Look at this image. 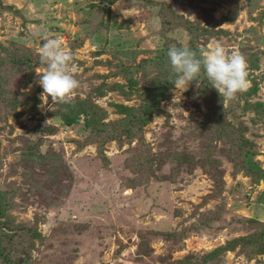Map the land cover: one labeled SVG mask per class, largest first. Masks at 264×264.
<instances>
[{"label":"rangeland","instance_id":"obj_1","mask_svg":"<svg viewBox=\"0 0 264 264\" xmlns=\"http://www.w3.org/2000/svg\"><path fill=\"white\" fill-rule=\"evenodd\" d=\"M216 44L251 83L225 109L167 55ZM0 264H264V0H0Z\"/></svg>","mask_w":264,"mask_h":264},{"label":"clouds","instance_id":"obj_2","mask_svg":"<svg viewBox=\"0 0 264 264\" xmlns=\"http://www.w3.org/2000/svg\"><path fill=\"white\" fill-rule=\"evenodd\" d=\"M167 55L176 74L172 81L176 89L183 93L193 81L199 88L203 72L222 97L224 109L228 101L235 99L238 93L247 92L251 86L245 56L239 53L229 55L220 44L210 46L207 51L201 50L199 55L186 47H172ZM39 57L41 64L47 66L42 73L36 71L38 83L43 88L42 100L51 97L52 104L73 103L80 83L76 78L77 68L72 63L73 56L64 50L62 41L45 37Z\"/></svg>","mask_w":264,"mask_h":264},{"label":"trees","instance_id":"obj_3","mask_svg":"<svg viewBox=\"0 0 264 264\" xmlns=\"http://www.w3.org/2000/svg\"><path fill=\"white\" fill-rule=\"evenodd\" d=\"M14 96V95H13ZM13 96H12V94L8 97V99H10V98H13ZM12 100V99H11ZM10 101V100H9ZM74 119L76 120V116H74ZM6 254H4V256H5ZM6 261H8V258L7 257H5L4 258Z\"/></svg>","mask_w":264,"mask_h":264}]
</instances>
